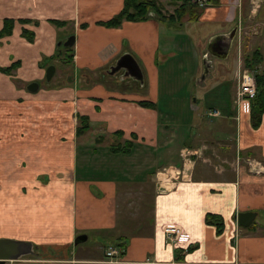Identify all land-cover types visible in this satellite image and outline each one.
I'll list each match as a JSON object with an SVG mask.
<instances>
[{"label": "crops", "instance_id": "1", "mask_svg": "<svg viewBox=\"0 0 264 264\" xmlns=\"http://www.w3.org/2000/svg\"><path fill=\"white\" fill-rule=\"evenodd\" d=\"M259 1L213 0L198 21L175 26L152 16L109 28L103 23L122 11L124 0H0V32L14 22L0 36V239L33 243L39 254L7 264H264V115L254 131L251 104L243 103L242 112L235 107L242 55L264 24ZM192 24L204 26L203 39L187 30ZM71 36L74 47L62 52L59 43ZM229 37L225 60L209 53L214 40ZM128 54L141 67V81L123 70L111 73ZM207 57L212 68L203 80ZM61 62L91 81L41 87L46 68ZM35 82L33 93L28 87ZM186 91H194L190 103L181 102ZM166 92L178 115L171 123L185 127L163 124ZM212 110L235 122L237 132L199 129ZM84 116L91 129L78 136ZM212 138L233 142L240 160L249 154L250 167L201 157ZM117 140L132 141L134 149L112 153ZM168 168L177 181L161 174ZM133 171L146 173L134 177L141 184L154 177L140 205H133ZM223 171L231 174L224 178ZM245 212L257 214L253 227L239 226ZM208 215L222 219L221 233ZM167 225L182 229L175 242L167 240ZM81 236L87 239L77 242ZM93 238L92 250L84 249ZM111 246L121 251L118 261L106 260Z\"/></svg>", "mask_w": 264, "mask_h": 264}, {"label": "rangeland", "instance_id": "2", "mask_svg": "<svg viewBox=\"0 0 264 264\" xmlns=\"http://www.w3.org/2000/svg\"><path fill=\"white\" fill-rule=\"evenodd\" d=\"M160 3L163 5V12L166 14V15H170V14H172V12H173V10L175 9V7L172 5V2H170V1H168V0H160ZM259 3H260V5L261 6H263V12H264V0H261V1H259ZM260 20V19H259ZM264 23V22H263ZM261 24H262V21H261ZM204 26L203 25H196V24H192V25H190L188 28H187V30H192L193 31V33L195 34V37H196V41H198L199 39H203V37H204V35H205V33L203 32V28ZM254 28V27H253ZM251 30V29H250ZM249 29H248V27H247V32L248 31H250ZM254 33L256 32L257 33V37L255 36L254 38H253V42L251 43L252 44V49H247V48H245V50H244V53H243V55H242V57H246V56H248V55H250L252 52H253V49L254 48H261V50H262V52H263V54H264V24H262V26H260V27H256V28H254V31H253ZM248 46V45H247ZM62 52H67L68 51V49L66 48V47H63L62 48ZM174 61L173 62H176V61H178V58H176V56H179V53L178 52H176L175 54H174ZM160 62H161V64L163 63L162 62V60H160ZM55 67H56V70H57V73H56V78L53 80V81H50V82H47L45 79H44V81H42V83H41V87H46L48 84L47 83H49V84H51L52 86H56V85H62V83H64L65 85H67V87H69L70 85H78L79 87L81 86V85H86V83L87 82H90L91 81V78H90V76H89V78H87V80L86 79H84L83 78V76L82 75H80V74H77L76 72H75V70L72 68V66L71 67H69V66H66V67H64V65H63V62H61V63H56V64H53ZM163 65V64H162ZM49 66H52V65H49ZM49 66L46 68V71H45V78H46V76H47V71H48V68H49ZM262 69H263V65H262V67H261ZM260 68V69H261ZM247 68H245V65L243 64V58H242V69H241V72H240V76H241V74L246 70ZM202 70L204 71V65L202 66ZM202 70H201V76H202V74H203V72H202ZM257 71H258V73H259V69H256ZM164 71V70H163ZM222 76V75H221ZM221 76H219L218 78H217V81H221L222 80V78L223 77H221ZM240 76H239V79H240ZM164 77V76H163ZM230 77V76H229ZM165 79H166V77H165ZM175 79L176 80H178L179 79V75H178V73H176L175 74ZM211 81H210V79H207V81H206V86H208V87H210L211 86ZM238 87H239V80H238ZM238 89V88H237ZM196 91H197V93L199 94H203V93H207L205 90L203 91V90H200L199 88H196ZM40 92H42V91H40ZM194 92V91H193ZM193 92H191V91H186V92H181V94H180V99H181V102H183L182 101V99H184V98H186L187 99V103H190V98H191V96H192V93ZM166 94V97H165V95L163 94L162 95V98H161V102H160V106H159V108H160V110H161V112H162V116L164 117L163 119V121H165V122H163V124L165 125V127L167 126V127H170V128H172L173 126L174 127H179V126H181L180 124H176V123H171V122H174V119L175 118H177L178 117V115L176 114V112L175 111H173V108H171L170 106H169V104L173 101V99H172V101H171V98L168 96V94H167V92L165 93ZM201 97V96H200ZM234 102V101H233ZM236 107V111L238 112V110H237V106H235ZM241 109V112H242V107L240 108ZM249 110H251V105H250V108H249ZM235 111V112H236ZM186 114H188V113H186ZM237 114V113H236ZM188 116H189V114H188ZM207 117L209 118V119H207ZM206 117V119L204 120V121H202L201 123H200V125L198 126L199 127V129L200 128H202V130L204 129V127H210L211 126V128H213L212 130H213V132L215 133L216 131H219V130H224L225 132H228V133H234V131L235 132H237V124L235 123V122H233V121H231L230 123H228L227 122V120L226 119H224L223 118V115L221 116V117H218V118H212V117H209V116H207ZM182 118V117H181ZM184 119L185 120H188L189 119V117H184ZM239 120V119H238ZM238 122V121H237ZM243 123V121L241 122V124ZM251 123V122H250ZM210 125V126H209ZM229 125V126H228ZM183 127H185V125L183 124L182 125ZM250 129L251 130H254L253 128H252V126L250 127ZM260 129V128H259ZM255 131V130H254ZM194 134V133H193ZM208 140H206V142H207ZM118 141H116L115 142V144L117 143ZM208 145L207 144H205V145H207V146H205V150H203L202 151V155H201V157H203L204 155L206 156V157H211V158H213L214 160V164H217V165H219V162L221 163L222 161H224V160H228L229 161V163H231V161H233V160H236L237 159V161L239 160V161H241L242 162V165H244L247 169L250 167L247 163L250 161V160H247L249 157L251 158V156L249 155V154H246V153H244V154H241V160L239 159V158H236L237 157V149H236V147L234 146V143L233 142H231L230 140H226V139H222V140H215V139H211V140H209L208 141ZM203 146V145H202ZM202 146H199V147H202ZM211 155V156H210ZM120 156H124V155H120ZM129 162V161H128ZM229 163H227V164H229ZM235 163V162H234ZM128 167H129V169H130V164H128L127 165ZM169 170H171V168H168V169H166V170H163L162 172H161V174H165L166 176H168V178H169V180L172 182H175V181H177V176L175 175L176 174V172L175 173H170L169 172ZM254 171H255V173H256V170L254 169ZM224 173H223V177L224 178H227L228 177V174H231V172H228V171H223ZM141 174V172H139V171H133L132 173H131V179H132V181L131 182H129V183H131L132 184V192H133V194H132V198H133V205H140L141 204V198H143V192H147V191H149V189H150V193H152L151 192V190L153 189V187L151 186V184H152V182H154V177L152 176V174H149V177H146L145 179V181H143L142 182V184L141 183H139L140 182V180L139 179H143V177L146 175V173H144L143 175H141L140 177H139V175ZM135 176H138L139 177V179H135L134 177ZM126 177V176H125ZM126 179H127V177H126ZM127 180H130V177H129V179H127ZM159 180H160V178H159ZM161 181V180H160ZM159 181V182H160ZM162 182V181H161ZM163 183V182H162ZM155 184V183H154ZM160 185H162V184H160ZM143 186H145L144 188H143ZM165 188H167V187H165ZM152 198V197H151ZM132 210L134 211V210H136L137 211V209H133L132 208ZM135 213H138V211L137 212H134L133 213V215H135ZM133 219H136V217L134 216V217H132ZM92 244H94L95 245V240H94V238L93 239H91V241L90 242H88L86 245H84V249H90V250H92ZM45 252H43V253H46L45 255H44V257L45 256H50V252H49V250L48 251H46V250H44ZM37 257H39V255L37 256Z\"/></svg>", "mask_w": 264, "mask_h": 264}, {"label": "trees", "instance_id": "3", "mask_svg": "<svg viewBox=\"0 0 264 264\" xmlns=\"http://www.w3.org/2000/svg\"><path fill=\"white\" fill-rule=\"evenodd\" d=\"M168 1L172 2V5L175 7L172 14L170 15H166L163 12V5L160 3V0H124V7L122 11L110 21L103 23V25L109 28H119L125 22H144L154 16L160 22L167 23L170 26H175L181 24L183 20L187 18L191 22L198 21L202 15L203 9L199 8L195 0ZM13 27L14 22L7 20L5 22L4 28L0 32V36L10 34L13 30ZM24 34L27 38L31 39L30 33L25 32ZM71 50L72 48L68 49V51ZM243 64L245 65V68L253 71L255 74L257 97L251 103L250 121L252 128L254 130H258L262 125V119L264 115V54L261 48H256L250 55L244 57ZM262 65L263 69L261 68ZM256 69L260 70L259 73ZM141 105L145 107H151V105L148 103H141ZM90 129L91 125L89 118L85 116L79 117V125L77 129L78 136L86 134ZM133 149L134 143L132 141H127L124 144L114 143L111 145V151L115 154H130ZM207 223L216 225L219 233L222 232L223 222L219 216L208 215ZM254 224H252L250 227H253Z\"/></svg>", "mask_w": 264, "mask_h": 264}, {"label": "water", "instance_id": "4", "mask_svg": "<svg viewBox=\"0 0 264 264\" xmlns=\"http://www.w3.org/2000/svg\"><path fill=\"white\" fill-rule=\"evenodd\" d=\"M75 36H71L68 38V40L64 43H59V46L63 45L66 48H72L75 45ZM219 40L216 47H220L219 50H216L215 45H210L209 53L212 55H215L216 57H219L221 60H225L231 51L232 45H233V38H220L216 39L214 41ZM211 61H209V58L207 57L206 61L204 62V74H203V80L206 79L210 75L211 71ZM126 71L129 72L130 75L137 79L142 80L143 73L141 70L140 65L138 64L137 60L131 55H124L117 64L112 67L111 73L114 74L118 71ZM56 68L55 66H50L47 71L46 79L48 82H50L55 74ZM39 89V84L37 82L32 83L28 90L30 92H37ZM257 218V214L254 212H245L240 213L237 216V222L239 226L248 228L252 224H254L255 220ZM87 238L84 236H81L78 238L77 242H83ZM39 254L36 252L35 247L33 243L30 242H22L12 239H0V264H7L9 262L13 261H19L22 259H26L29 257H37Z\"/></svg>", "mask_w": 264, "mask_h": 264}, {"label": "built area", "instance_id": "5", "mask_svg": "<svg viewBox=\"0 0 264 264\" xmlns=\"http://www.w3.org/2000/svg\"><path fill=\"white\" fill-rule=\"evenodd\" d=\"M213 0H195L196 4L201 9H207L212 4ZM257 97V87H256V80H255V74L253 71H250L246 69L240 76L239 80V87L237 90V97L235 100V105L237 106V110H240V106L243 105V103L248 102L252 103ZM208 116L212 118H218L222 116V113L219 110H212L208 112ZM183 155L187 158L188 151H186ZM170 172V170H169ZM177 176V175H176ZM179 176V175H178ZM185 176L182 175V178ZM161 186V185H160ZM163 231L165 235L167 236L168 241L175 242L181 235H182V229L177 226L173 225H167L163 228ZM106 260L109 262H115L118 261L119 256L121 255V251L118 247L111 246L108 247L105 253Z\"/></svg>", "mask_w": 264, "mask_h": 264}]
</instances>
